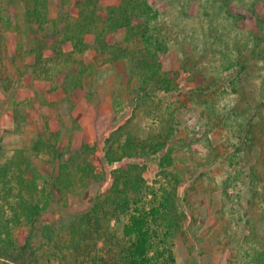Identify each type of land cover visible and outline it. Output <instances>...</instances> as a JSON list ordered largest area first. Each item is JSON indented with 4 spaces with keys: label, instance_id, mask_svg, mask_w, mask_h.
<instances>
[{
    "label": "rangeland",
    "instance_id": "374dc122",
    "mask_svg": "<svg viewBox=\"0 0 264 264\" xmlns=\"http://www.w3.org/2000/svg\"><path fill=\"white\" fill-rule=\"evenodd\" d=\"M32 1L0 0V165L31 163L39 188L69 159L95 176L76 173L61 193L49 187L25 259L28 229L12 228L9 251L0 199V264H78L65 260L66 226L126 162L108 164L102 146L125 136L118 128L138 78L123 49L148 34L161 41L173 85L159 96L173 115V168L182 172L176 264H264V0H36L41 25L25 19ZM146 121L140 114L138 126ZM139 161L151 182L158 154Z\"/></svg>",
    "mask_w": 264,
    "mask_h": 264
},
{
    "label": "trees",
    "instance_id": "16d2710c",
    "mask_svg": "<svg viewBox=\"0 0 264 264\" xmlns=\"http://www.w3.org/2000/svg\"><path fill=\"white\" fill-rule=\"evenodd\" d=\"M43 10L41 2L32 1L26 9V21L41 25L45 21ZM123 19L126 21L127 16L115 19L110 26H120ZM140 38L143 39L138 38L139 42L129 50L123 49L138 78L132 89L131 114L118 128L120 132L125 128V136L121 140L111 135L102 146L108 164L122 159L126 162L111 169L108 187L90 198L87 208L66 226V261L72 258L78 264H176L170 240L185 221L179 204L182 172L173 168L178 150L171 125L173 115L164 109L159 96L173 85L163 70L161 41L152 34ZM140 114L147 120L141 127ZM35 150L40 152L41 148L36 145ZM54 153L55 150L48 160L53 165L57 161ZM152 153L158 154V172L149 182L144 177L146 165L139 158ZM23 164L22 171L20 164L12 160L0 165V199L9 208V232L4 231L6 238L0 240L9 244L11 251L12 228H27L29 236L18 253L21 258L28 254V243L36 229L34 223L49 204V195H45L49 187L59 185L61 193L73 185L76 173H81L82 178L95 176L90 164L84 166L69 159L59 163L56 173L39 188L31 163ZM19 256L14 259L18 261Z\"/></svg>",
    "mask_w": 264,
    "mask_h": 264
}]
</instances>
